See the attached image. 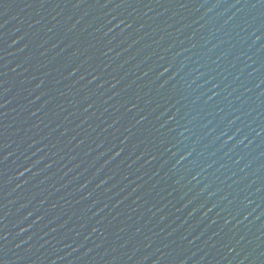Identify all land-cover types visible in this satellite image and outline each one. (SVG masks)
Returning a JSON list of instances; mask_svg holds the SVG:
<instances>
[{
    "label": "water",
    "instance_id": "water-1",
    "mask_svg": "<svg viewBox=\"0 0 264 264\" xmlns=\"http://www.w3.org/2000/svg\"><path fill=\"white\" fill-rule=\"evenodd\" d=\"M0 264H264V0H0Z\"/></svg>",
    "mask_w": 264,
    "mask_h": 264
}]
</instances>
